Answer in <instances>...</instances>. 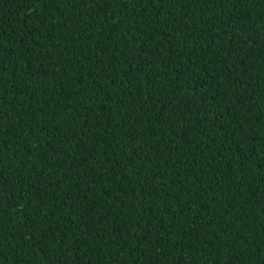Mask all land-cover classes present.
I'll use <instances>...</instances> for the list:
<instances>
[{
	"label": "trees",
	"instance_id": "obj_1",
	"mask_svg": "<svg viewBox=\"0 0 264 264\" xmlns=\"http://www.w3.org/2000/svg\"><path fill=\"white\" fill-rule=\"evenodd\" d=\"M0 264H264V0H0Z\"/></svg>",
	"mask_w": 264,
	"mask_h": 264
}]
</instances>
